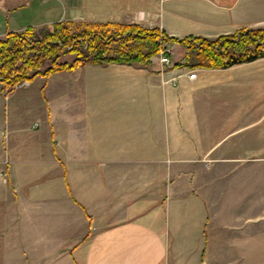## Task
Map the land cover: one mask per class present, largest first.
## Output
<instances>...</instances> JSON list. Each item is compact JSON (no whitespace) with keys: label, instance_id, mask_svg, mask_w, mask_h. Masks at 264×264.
I'll return each mask as SVG.
<instances>
[{"label":"crops","instance_id":"1","mask_svg":"<svg viewBox=\"0 0 264 264\" xmlns=\"http://www.w3.org/2000/svg\"><path fill=\"white\" fill-rule=\"evenodd\" d=\"M61 2L75 17L30 24L11 22L18 9L0 2V38L59 20L138 23L180 38L264 24V0ZM31 3L54 10L53 0ZM81 67L77 86L67 74L18 91L0 83V264H212L200 165L179 160L215 153L183 139L175 114L205 68L189 79L175 71L185 67Z\"/></svg>","mask_w":264,"mask_h":264},{"label":"rangeland","instance_id":"2","mask_svg":"<svg viewBox=\"0 0 264 264\" xmlns=\"http://www.w3.org/2000/svg\"><path fill=\"white\" fill-rule=\"evenodd\" d=\"M61 1L65 0H53L54 10L46 11L34 3L30 5L29 0H0L6 5L15 4L18 12L11 16V22L21 24L41 22L52 16V20L75 17V8L70 3L56 8ZM154 1L148 0V6ZM57 12L59 15L55 16ZM154 19L148 18L143 23L154 25ZM166 47L172 65L151 62L148 67L172 70L173 64L182 61L185 48L181 44ZM71 58V55L62 57ZM80 69L53 73L47 79L36 77L31 84L59 85L64 83L60 74H67L68 84L77 86L78 72L86 74L82 72L84 67ZM203 70L195 87L182 90V109L178 108L175 114L183 139L191 135L202 148L211 146L215 153L179 160L193 167L200 165L198 184L209 202L210 212L211 246L207 259L212 264H264V58L219 70ZM175 71L181 74L183 71L184 75L197 73V69L190 68ZM172 78L165 82L172 83ZM26 82L15 86V91L26 87ZM187 158L194 160H184ZM165 159L168 163L169 157Z\"/></svg>","mask_w":264,"mask_h":264},{"label":"trees","instance_id":"3","mask_svg":"<svg viewBox=\"0 0 264 264\" xmlns=\"http://www.w3.org/2000/svg\"><path fill=\"white\" fill-rule=\"evenodd\" d=\"M185 48L175 67L222 69L264 58V28L240 27L215 38L175 37L159 27L117 21L59 20L7 31L0 38V83L13 89L35 77H48L92 64L149 66L168 44ZM71 55L70 60L62 59Z\"/></svg>","mask_w":264,"mask_h":264},{"label":"built area","instance_id":"4","mask_svg":"<svg viewBox=\"0 0 264 264\" xmlns=\"http://www.w3.org/2000/svg\"><path fill=\"white\" fill-rule=\"evenodd\" d=\"M168 51H169V49L166 47V48H164L163 50H161L157 55H154V56H152V57H150V62H158V63H160V64H165V65H172L171 64V59H170V56H169V54H168ZM173 66H174V64H173ZM172 66V67H173ZM195 76H196V73L195 72H190L189 74H188V78L189 79H194L195 78ZM172 83H175L176 82V78L175 77H173L172 78ZM23 82H26V81H23ZM23 82H21V83H23ZM21 83H19V84H17V85H20ZM27 83V82H26ZM16 85V86H17Z\"/></svg>","mask_w":264,"mask_h":264}]
</instances>
